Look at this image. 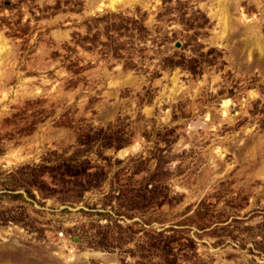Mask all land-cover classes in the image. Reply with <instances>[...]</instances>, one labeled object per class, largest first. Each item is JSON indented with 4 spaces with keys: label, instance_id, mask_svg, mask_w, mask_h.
<instances>
[{
    "label": "rangeland",
    "instance_id": "obj_1",
    "mask_svg": "<svg viewBox=\"0 0 264 264\" xmlns=\"http://www.w3.org/2000/svg\"><path fill=\"white\" fill-rule=\"evenodd\" d=\"M264 0H0V264H264Z\"/></svg>",
    "mask_w": 264,
    "mask_h": 264
},
{
    "label": "bare ground",
    "instance_id": "obj_2",
    "mask_svg": "<svg viewBox=\"0 0 264 264\" xmlns=\"http://www.w3.org/2000/svg\"><path fill=\"white\" fill-rule=\"evenodd\" d=\"M251 32L257 37V40H258L259 45H260L259 46V50L262 51V52H264V46L262 45V43H261V41H260V39L258 37V34H257L258 31H256L254 28H252L251 29Z\"/></svg>",
    "mask_w": 264,
    "mask_h": 264
}]
</instances>
